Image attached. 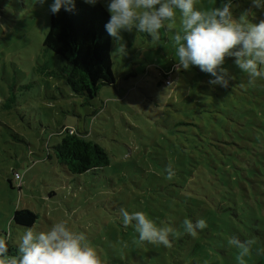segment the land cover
<instances>
[{"label":"rangeland","instance_id":"obj_1","mask_svg":"<svg viewBox=\"0 0 264 264\" xmlns=\"http://www.w3.org/2000/svg\"><path fill=\"white\" fill-rule=\"evenodd\" d=\"M51 3L0 0V231L10 230L16 245L26 226L13 215L25 208L38 214L31 226L38 230L68 219L103 264H238L229 239L256 246L250 230L257 217L264 220V80L249 83L233 57L223 65L227 87L210 85L198 66L179 67L171 40L177 20L157 40L122 32L113 39L115 85L92 99L77 95L55 73L64 60L44 46ZM196 6L210 9L219 0ZM232 11L264 19L250 0H233ZM64 127L87 132L109 164L66 170L53 151ZM121 208L172 227L171 246L140 241L122 225ZM199 218L207 228L186 233L183 221Z\"/></svg>","mask_w":264,"mask_h":264},{"label":"clouds","instance_id":"obj_2","mask_svg":"<svg viewBox=\"0 0 264 264\" xmlns=\"http://www.w3.org/2000/svg\"><path fill=\"white\" fill-rule=\"evenodd\" d=\"M86 2L94 5L97 0ZM104 3L110 13L105 30L117 41L122 39V32L133 30L157 40L162 28L179 20L180 29L171 37L179 67L198 66L210 74V85L227 87L231 76L223 65L226 57H233L234 64L247 74L249 83L264 80V19L254 22L247 13L235 17L233 0H219V6L210 9L196 6V0H104ZM250 3L264 10V0H250ZM74 7L75 0H52L50 11L55 14L61 8L71 11ZM166 174L171 179L174 170L169 167ZM119 211L122 225L132 226L140 241L171 246L172 227L158 225L142 210L121 208ZM183 227L186 233L196 236L197 230L207 228V221L185 219ZM8 239L0 235V264H103L97 249L83 233L71 227L68 219H59L46 230L26 227L12 255ZM229 244L238 250V264H245L254 241L231 237ZM255 251L264 256V247Z\"/></svg>","mask_w":264,"mask_h":264},{"label":"trees","instance_id":"obj_3","mask_svg":"<svg viewBox=\"0 0 264 264\" xmlns=\"http://www.w3.org/2000/svg\"><path fill=\"white\" fill-rule=\"evenodd\" d=\"M110 13L102 3L89 4L85 0H75L71 11L63 8L50 15L49 30L44 46L64 60V66L55 72L66 78L72 91L77 95L95 98L104 85H115L113 70V39L105 30ZM61 140L53 146L58 162L68 171L81 174L109 164V155L104 147L87 139L88 133L64 127L59 132ZM48 157L51 146L48 145ZM38 220V214L31 209H17L13 221L21 226L31 227ZM250 230L256 246H252V259L245 264H264V256L257 255L255 249L264 247V220ZM12 224V221H11ZM7 236L9 254H15L16 245L11 243V231H0Z\"/></svg>","mask_w":264,"mask_h":264},{"label":"built area","instance_id":"obj_4","mask_svg":"<svg viewBox=\"0 0 264 264\" xmlns=\"http://www.w3.org/2000/svg\"><path fill=\"white\" fill-rule=\"evenodd\" d=\"M15 178L17 179V180H22V178H23V176H22V174L21 173H19V172H15Z\"/></svg>","mask_w":264,"mask_h":264}]
</instances>
